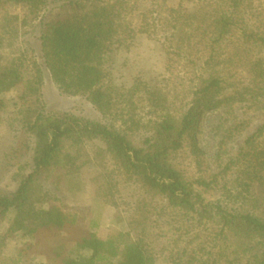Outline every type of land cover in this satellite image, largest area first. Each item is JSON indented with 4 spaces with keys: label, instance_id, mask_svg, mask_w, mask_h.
I'll list each match as a JSON object with an SVG mask.
<instances>
[{
    "label": "trees",
    "instance_id": "trees-1",
    "mask_svg": "<svg viewBox=\"0 0 264 264\" xmlns=\"http://www.w3.org/2000/svg\"><path fill=\"white\" fill-rule=\"evenodd\" d=\"M15 1L26 4L35 14L48 3V0ZM100 1L73 2L72 12L43 25L40 46L44 64L62 90L87 96L103 113L112 111L115 91L105 84L108 73L104 57L116 43L144 33L164 50L168 71L173 70L178 59H185L193 67L201 63L198 66L201 72L196 75L197 82L190 93L191 101L180 114L174 113L169 92L157 91L151 83H138L136 88L161 117L154 121L152 133L137 143L132 137L134 117L130 127L121 130L69 111H48L40 105L44 82L41 73L31 79L25 77L18 65L0 67V124L8 108L3 93L23 84L20 100L37 98L35 104L23 109L21 120L25 133L35 139L32 165L29 170L20 165L15 176L20 181L18 188L0 195V221L15 212L11 230L22 231L27 238L21 252L45 258L44 264L109 262L117 256L119 245H124L125 253L119 264H154L144 231L140 230L141 237L137 239L128 232L103 239L94 230L97 223L86 226L84 218L64 204L48 198L41 202L35 199L36 190L48 174L53 170H62L69 176L77 174L91 160L86 143L101 141L105 145L100 149L103 168L107 170L105 158L109 155L126 181L141 185L152 197L165 199L170 207L187 217L220 223L222 232H228L242 250L250 251L252 241L264 242V147L259 141L264 135V125L247 137L236 158L235 164L241 167L236 189L231 190L230 196L243 205L240 208L224 201L207 200L203 190L175 162L177 154L185 148L200 160L202 151L197 139L200 115L206 109L219 108L234 100L226 94L227 80L218 68V58L226 38L239 27L241 10L248 0H180L177 6L168 5L166 0H152L151 7L141 13L138 28L125 17L135 9L134 4L128 0ZM243 36L245 43L264 47V31L246 26ZM263 67L260 64L257 71L264 76ZM243 124L234 129L241 130ZM197 182L211 186L204 180ZM111 189V185H105L99 188V195L107 197ZM147 205L144 201L145 209ZM145 220L144 214L132 223L142 227ZM28 221L33 223L31 227ZM85 251L90 253H82ZM252 258L257 264H264L263 252Z\"/></svg>",
    "mask_w": 264,
    "mask_h": 264
},
{
    "label": "rangeland",
    "instance_id": "rangeland-1",
    "mask_svg": "<svg viewBox=\"0 0 264 264\" xmlns=\"http://www.w3.org/2000/svg\"><path fill=\"white\" fill-rule=\"evenodd\" d=\"M0 1V67L18 65L25 77L31 79L41 73L44 82L40 105L46 110L69 111L121 130L129 128L134 117L136 126L131 125L134 126L132 137L140 143L152 133L154 121L161 114L149 106L142 91L136 88L138 83H151L157 91L169 92V104L174 113L180 114L190 103L201 63L193 67L185 59H178L173 70L168 71L164 50L144 33L136 34L127 42L116 43L104 57L108 73L105 84L115 91L112 111L101 112L85 95L65 93L44 64L40 36L45 22L72 12L73 2L83 0H48L37 14L15 0ZM113 1L101 0L100 3ZM128 1L135 9L125 17L138 28L141 13L151 7L152 0ZM166 1L171 6L180 2ZM239 18V27L226 38L218 58V68L227 80L226 94L234 100L219 108L206 109L200 115L197 134L202 151L200 160L188 148L180 151L175 160L187 177L203 190L207 200L224 201L237 208L243 205L230 196L231 190L236 189L241 167L235 164L236 158L247 137L264 125V76L257 71L260 64L264 66V47L245 43L243 29L247 26L264 31V0H248ZM23 93L24 85L20 84L2 94L8 101V108L0 124V195L18 188L20 181L15 176L20 165H26L25 170L32 165L35 139L25 133L21 120L23 109L35 104L37 98L21 101ZM240 123H244L241 130H235ZM259 141L264 147V135ZM85 146L91 160L75 175L53 170L36 190L37 202L48 198L64 204L84 218V225L97 223L94 230L103 239L126 232L137 239L141 237L140 230L144 231L154 264H246L249 260L252 261L249 264H257L252 255L264 253V242L252 241L250 251L242 250L228 232L221 231L220 223L187 217L170 207L165 199L152 197L141 185L126 181L109 155L105 158L107 170L103 168L100 149L105 145L101 141H90ZM229 163L231 168L227 169ZM198 180L210 182L211 186H202ZM105 185L112 187L107 197L99 195V188ZM144 201L148 204L146 209ZM144 214L147 220L142 227L132 223ZM15 216V212H10L0 221V240L4 247L0 259L9 264H15V255L26 244L22 231L11 230ZM27 224L31 227L33 223L28 221ZM117 251V256L109 262L99 264H119L124 259V245H119ZM17 257L20 261L16 264H44L32 252L20 251Z\"/></svg>",
    "mask_w": 264,
    "mask_h": 264
},
{
    "label": "crops",
    "instance_id": "crops-1",
    "mask_svg": "<svg viewBox=\"0 0 264 264\" xmlns=\"http://www.w3.org/2000/svg\"><path fill=\"white\" fill-rule=\"evenodd\" d=\"M23 238H25V242L27 241V238H26V236H24ZM2 244H3V240H0V252L2 251V249L4 248L3 246H2ZM19 248H21V247H19ZM20 251H21V249H20ZM20 251L18 252V254L17 255H15V257H14V262H15V264L16 263H19V261H20V258H18L17 256H19V254H20ZM1 256V255H0ZM37 256V255H36ZM16 257L18 258V259H16ZM37 257H40V256H37ZM1 258V257H0ZM40 259V261L41 262H43V263H45L46 262V260H45V258H43V257H40L39 258ZM1 260V259H0ZM17 260V261H16ZM19 260V261H18ZM0 264H9V263H7V262H5L4 260H1L0 261Z\"/></svg>",
    "mask_w": 264,
    "mask_h": 264
}]
</instances>
